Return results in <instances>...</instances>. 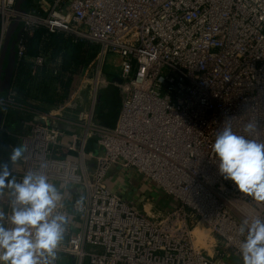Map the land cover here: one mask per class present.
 Returning a JSON list of instances; mask_svg holds the SVG:
<instances>
[{"label":"built area","instance_id":"built-area-1","mask_svg":"<svg viewBox=\"0 0 264 264\" xmlns=\"http://www.w3.org/2000/svg\"><path fill=\"white\" fill-rule=\"evenodd\" d=\"M17 4L0 0V60L12 23H20L16 74L0 111L40 117L16 135L28 151L9 168L17 181L29 170L45 172L63 193L59 211L71 222L55 264L66 257L72 264H242L239 226L264 217V203L219 174L212 144L228 118L238 134L257 121L255 138L264 141V0H31L25 11ZM43 28L99 46L90 63L64 76L74 78L69 96L44 112L33 107L41 77L53 93L64 87L51 81L61 74L60 59L29 53V40ZM108 55L120 62L116 77L104 70ZM23 64L33 84L28 98L19 94ZM110 84L123 99L114 127L93 120L99 90ZM67 114L78 117L73 132L61 125ZM2 131L11 134L0 124ZM93 138L97 152L87 150ZM118 169L155 189L127 191L142 198L132 202L121 192L124 179L112 183ZM155 190L171 202L154 217L145 201H155ZM7 196L2 210L10 215ZM80 196L83 212L74 207ZM200 223L217 236L213 254L196 245Z\"/></svg>","mask_w":264,"mask_h":264},{"label":"clouds","instance_id":"clouds-1","mask_svg":"<svg viewBox=\"0 0 264 264\" xmlns=\"http://www.w3.org/2000/svg\"><path fill=\"white\" fill-rule=\"evenodd\" d=\"M231 118L217 132L212 152L219 174L242 194L264 203V141L255 138L257 121L244 125L246 134L233 131ZM27 145L13 147L12 165L26 158ZM9 190L11 213L0 209V264H55L71 217L63 208L64 196L42 171L29 170L21 180L12 175L8 163L0 164V194ZM75 210H85V197L75 201ZM7 219L10 226H6ZM242 264H264V217L244 219L238 229Z\"/></svg>","mask_w":264,"mask_h":264},{"label":"trees","instance_id":"trees-1","mask_svg":"<svg viewBox=\"0 0 264 264\" xmlns=\"http://www.w3.org/2000/svg\"><path fill=\"white\" fill-rule=\"evenodd\" d=\"M98 49L99 46L96 44L78 40L65 33H48L44 28L39 30L36 35L29 40V53L31 55H36L41 51H51L53 62L60 59L61 74L51 81H59L64 87L63 93H53L52 87L47 82V77L43 75L39 81V100L50 106L65 100L73 88L74 78L69 77L67 80H63L64 76L68 71L75 72V70L90 63L98 52ZM18 75V80L20 81L19 94L23 98H28L31 95L33 85L32 79L29 76V66L27 64L21 65L18 70Z\"/></svg>","mask_w":264,"mask_h":264},{"label":"crops","instance_id":"crops-1","mask_svg":"<svg viewBox=\"0 0 264 264\" xmlns=\"http://www.w3.org/2000/svg\"><path fill=\"white\" fill-rule=\"evenodd\" d=\"M31 3V1L28 3V5ZM27 5V6H28ZM106 91L108 93V101L110 100V102L107 104L109 105V110L107 111V113L103 116H95V112H94V116H93V120L100 125H104V126H108V127H114L116 126V124L118 123L119 120V115H120V111L122 108V93L121 90L118 86H116L115 84H110L106 87H103L102 89L99 90V95L101 94V92ZM98 95V96H99ZM100 102V96H99V101ZM86 103L85 104H79L77 105V107L83 108L86 107ZM33 107H37L39 109H42L41 111H45L47 109H50L51 106L45 104L43 101H35L33 104ZM2 108H0L1 110ZM32 114H35L31 111H27L25 116L23 114L22 111H16L13 112V114L11 116H4L1 124H3L6 129L11 132H0V164H3L2 160H5V162H7L10 166L11 162L9 161L8 157L9 154L12 150L13 147H17L19 146V141L16 137V135L18 134H25L29 131V124L30 123H34L36 121H38L37 119H40L39 116H32ZM35 117V118H34ZM52 117L49 116L48 120L51 122L52 121ZM64 122H61V125L68 130V132H73L74 130H76L77 128H79V126L77 125V120L78 117L77 116H63ZM36 120V121H35ZM67 122V123H65ZM70 141V138H65L63 142H65L64 144H68ZM87 150L88 151H94L97 152L98 151V147H97V142L96 139L93 138L89 141L88 146H87ZM73 152L70 151H62L61 155L67 156V155H73ZM2 156V157H1ZM2 161V162H1ZM113 174H116V171L112 174L111 176H114ZM121 179H123L122 176H119L117 173V176H115V178L112 179V183L114 185H116L118 187V184L120 185L121 183H119L118 181H120ZM125 180V178H124ZM122 187L124 189H121V192L127 196V194H125V187H124V183L122 185ZM121 188V187H120ZM7 189H5V191L3 192V194H0V209H2L3 207V201H5V199L8 197ZM156 195V196H155ZM142 196V195H141ZM152 197H154L156 202H162L161 200L159 201L158 198L160 197V194L157 191H153V195ZM131 201L137 204H140V202L142 201L141 199H136L134 197H130ZM140 198V197H138ZM168 208H170V206H168Z\"/></svg>","mask_w":264,"mask_h":264},{"label":"rangeland","instance_id":"rangeland-1","mask_svg":"<svg viewBox=\"0 0 264 264\" xmlns=\"http://www.w3.org/2000/svg\"><path fill=\"white\" fill-rule=\"evenodd\" d=\"M119 60L117 61V58H114L113 55H108L105 66H104V70L109 73L110 75H112V77H116V74H118L119 71ZM100 96V102L97 103L96 108H95V116H103L104 113L106 114L107 111L109 110V105H107L110 100L108 101V93L106 91L101 92ZM86 100V96L85 93L82 96V101L84 102ZM107 102V104H106ZM2 157V156H1ZM3 161V162H2ZM2 163H7L5 162V160H2ZM120 172L118 173L119 176H122L123 179L125 178V182H124V187H125V194H127V196H125L126 198L128 197L129 193L132 196H140V194L142 193H147L150 192L155 189L153 188L152 190H150L149 186L146 185L145 181L143 180L142 177H140L139 175H132L130 172H127L125 170H120L118 169ZM113 172V171H112ZM110 172V174L112 173ZM115 172V171H114ZM113 172V173H114ZM113 178H115V176H117V174H113ZM119 183H121V181H118ZM123 183V182H122ZM157 191V190H155ZM160 194V197L158 198V200L162 201L161 203L159 202H155L154 200H150V201H145L146 203V209L148 211V213L151 216H157V212L161 209H169L168 206H170V202H171V198L167 195H165L164 193H160L159 191H157ZM153 195V193H152ZM156 196V195H155ZM129 197H131L129 195ZM198 227H202L203 229H208V231H210V235L208 236V244H206L204 246L203 243H198V246L205 248L207 251L211 250L212 254L215 251V245L218 243V239L217 236L209 229V226L204 224V223H200L197 224ZM195 235V233H194ZM196 236V235H195ZM197 239V236H196ZM202 244V245H201ZM211 254V253H210ZM67 258V257H66ZM62 258V260L60 261L61 264H72L71 260H68L69 258Z\"/></svg>","mask_w":264,"mask_h":264},{"label":"water","instance_id":"water-1","mask_svg":"<svg viewBox=\"0 0 264 264\" xmlns=\"http://www.w3.org/2000/svg\"><path fill=\"white\" fill-rule=\"evenodd\" d=\"M31 0H18L17 8L20 11H25L28 3ZM20 23L15 20L10 31L7 34L5 46L0 60V102L8 94L12 86L16 69H17V42L19 40L20 31L18 30ZM0 108L2 104L0 103ZM3 119V114L0 111V124Z\"/></svg>","mask_w":264,"mask_h":264},{"label":"bare ground","instance_id":"bare-ground-1","mask_svg":"<svg viewBox=\"0 0 264 264\" xmlns=\"http://www.w3.org/2000/svg\"><path fill=\"white\" fill-rule=\"evenodd\" d=\"M210 231H208V229H203L202 227H198L196 226V228L194 229L193 231V234L195 233V235L197 236V239H196V236L194 235V238H195V242H196V245H198V243H203L204 246L206 244H208V236L210 235L209 233ZM202 245V244H201ZM207 246V245H206ZM209 253L212 254V251L209 250Z\"/></svg>","mask_w":264,"mask_h":264}]
</instances>
